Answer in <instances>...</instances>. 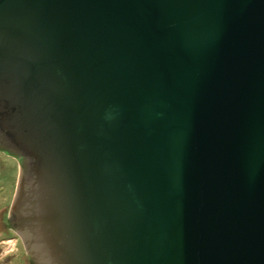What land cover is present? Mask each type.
Instances as JSON below:
<instances>
[{
    "label": "water",
    "instance_id": "obj_1",
    "mask_svg": "<svg viewBox=\"0 0 264 264\" xmlns=\"http://www.w3.org/2000/svg\"><path fill=\"white\" fill-rule=\"evenodd\" d=\"M0 124L59 264H264V0H0Z\"/></svg>",
    "mask_w": 264,
    "mask_h": 264
},
{
    "label": "rangeland",
    "instance_id": "obj_2",
    "mask_svg": "<svg viewBox=\"0 0 264 264\" xmlns=\"http://www.w3.org/2000/svg\"><path fill=\"white\" fill-rule=\"evenodd\" d=\"M8 129L0 124V264H36L35 256L29 254L32 249L27 237L23 241L26 255L22 253V243L13 239L15 206L18 202L22 203V196L20 198L18 192L22 187L23 193L25 175L33 160L31 157L27 159L14 137H8ZM7 213L10 224L4 226L2 219Z\"/></svg>",
    "mask_w": 264,
    "mask_h": 264
},
{
    "label": "flooded vegetation",
    "instance_id": "obj_3",
    "mask_svg": "<svg viewBox=\"0 0 264 264\" xmlns=\"http://www.w3.org/2000/svg\"><path fill=\"white\" fill-rule=\"evenodd\" d=\"M33 193V192H32ZM37 194V193H34V195ZM36 199L38 198V194L35 195ZM23 217H20L18 220H17V223L19 225L18 228H15V230L12 232L10 229H8V231H11L13 233V235L15 236L13 239H15L16 241H18L20 244L22 243V247H23V239H22V235L24 236L25 235V231L27 233H31L32 235V238H34V240L32 239L31 242L35 243V247L33 248V251L32 252H28L30 255H36L38 256L39 258H41V260L44 259V261H42L44 264H45V259H51L50 260V263L53 261V263L51 264H59L57 258L55 257V255H53V252H54V248L52 246H48L46 245V242L44 241V239L42 238L41 236V232L38 230V228H32V230H28L27 228H25L23 225ZM2 224L4 226H8L10 223H9V220H8V213L5 215V219L3 220L2 219ZM19 229V230H18ZM17 230L19 231V233L17 232ZM18 233V234H17ZM26 249H24L23 247V250H22V253H24L26 255ZM32 259V258H31Z\"/></svg>",
    "mask_w": 264,
    "mask_h": 264
},
{
    "label": "trees",
    "instance_id": "obj_4",
    "mask_svg": "<svg viewBox=\"0 0 264 264\" xmlns=\"http://www.w3.org/2000/svg\"><path fill=\"white\" fill-rule=\"evenodd\" d=\"M13 141H14V139H13ZM20 150L23 152V154L27 157V159H29L30 157L32 158V160H33V162H32V165L34 166V164L36 163V160H35V158L33 157V156H31L27 151H26V149H24V148H20ZM7 155H9L10 156V153H7Z\"/></svg>",
    "mask_w": 264,
    "mask_h": 264
},
{
    "label": "built area",
    "instance_id": "obj_5",
    "mask_svg": "<svg viewBox=\"0 0 264 264\" xmlns=\"http://www.w3.org/2000/svg\"><path fill=\"white\" fill-rule=\"evenodd\" d=\"M10 242V241H9Z\"/></svg>",
    "mask_w": 264,
    "mask_h": 264
}]
</instances>
